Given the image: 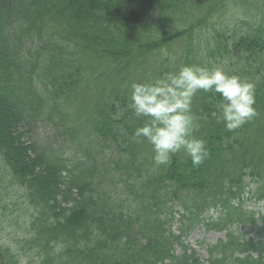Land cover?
<instances>
[{
    "label": "trees",
    "instance_id": "trees-1",
    "mask_svg": "<svg viewBox=\"0 0 264 264\" xmlns=\"http://www.w3.org/2000/svg\"><path fill=\"white\" fill-rule=\"evenodd\" d=\"M184 65L252 82L257 115L229 132L199 91L208 159L155 166L130 85ZM249 200L264 202V0H0V264H264ZM197 226L226 231L206 260L185 241Z\"/></svg>",
    "mask_w": 264,
    "mask_h": 264
},
{
    "label": "clouds",
    "instance_id": "clouds-1",
    "mask_svg": "<svg viewBox=\"0 0 264 264\" xmlns=\"http://www.w3.org/2000/svg\"><path fill=\"white\" fill-rule=\"evenodd\" d=\"M129 107L137 118H144L132 138L152 146L155 166L168 165L173 155L183 152L198 167L209 157L206 142L194 135L198 124L192 114V99L197 92L219 94L218 119L229 132L252 120L257 112L255 86L237 75L228 74L222 65L181 66L150 82L130 85Z\"/></svg>",
    "mask_w": 264,
    "mask_h": 264
},
{
    "label": "rangeland",
    "instance_id": "rangeland-1",
    "mask_svg": "<svg viewBox=\"0 0 264 264\" xmlns=\"http://www.w3.org/2000/svg\"><path fill=\"white\" fill-rule=\"evenodd\" d=\"M175 48H178V44L175 45ZM248 209L260 211V209L264 208V202L256 204L253 201H248L246 204ZM217 217V215H216ZM180 227V222L177 221V219L174 221L172 228L173 230L177 232V229ZM243 231H247V229H243ZM226 232L225 231H214V230H206V227L204 226H197L195 227L189 236L185 238L186 243L189 244L190 247L195 249L200 257L204 260L208 258L207 253V246L216 243L219 240L225 239ZM199 241H204L205 244H200ZM175 248H178L177 251H179V247L175 245Z\"/></svg>",
    "mask_w": 264,
    "mask_h": 264
}]
</instances>
